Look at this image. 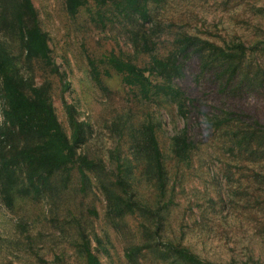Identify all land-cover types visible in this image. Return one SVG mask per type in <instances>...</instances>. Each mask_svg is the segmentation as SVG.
<instances>
[{
    "label": "rangeland",
    "instance_id": "rangeland-1",
    "mask_svg": "<svg viewBox=\"0 0 264 264\" xmlns=\"http://www.w3.org/2000/svg\"><path fill=\"white\" fill-rule=\"evenodd\" d=\"M32 1L41 27L48 34L51 55L70 87L64 92L60 76L42 63L21 62V73L36 85H49V97L68 137L72 129L64 99L74 106L77 119L86 125L78 153L102 161L109 172L116 171L118 153L122 163L128 158L135 160L130 140L123 138L120 131L123 122L136 126L145 119L159 122L164 163L170 185L175 184V203L162 211L164 235L217 264H264V183L258 184L254 177L255 172H264V160H232L223 144L226 138L221 136L225 137L226 127L215 129L205 122L213 114L229 112L245 120L258 117L264 126V82L251 92L239 87V76L231 85L218 76L220 69L202 70L197 55L182 59L184 76L175 83L194 105L186 120L163 97L157 102L142 101L113 70L111 76H103L105 90L96 85L91 77L90 58L101 60L115 53L132 57L137 65L146 67L150 56L136 53L127 27L121 22L114 19L103 27L91 21L92 17L97 18L95 0H89V5L73 18L67 14L64 0ZM102 14L104 18H116L106 9H102ZM152 16L165 27V34L159 39L161 57L172 49L174 34L180 33L219 46L231 42L252 46L264 40V0H165L152 6ZM13 48L17 54V46ZM241 64L251 69L250 77L258 76L256 84L260 85L264 79V49L250 52ZM99 65L103 70L107 68ZM2 111L0 100V126ZM184 128L195 143L190 168L179 164L170 150L171 138ZM132 171L136 183L142 182L140 193H146L140 171L135 166ZM228 171L233 173L232 183L225 178ZM89 174L92 191L88 195L78 192L79 176L75 170L72 183L60 195L38 200L17 198L10 209L0 198V264H83L72 244L79 228L89 235L102 264H130L124 251L143 240L144 219L140 215L120 220L108 218L105 197L98 185L100 173ZM103 175L110 177L109 173ZM148 194L149 199L153 198L152 189ZM142 264L176 263L171 259L158 262L148 253Z\"/></svg>",
    "mask_w": 264,
    "mask_h": 264
},
{
    "label": "trees",
    "instance_id": "trees-1",
    "mask_svg": "<svg viewBox=\"0 0 264 264\" xmlns=\"http://www.w3.org/2000/svg\"><path fill=\"white\" fill-rule=\"evenodd\" d=\"M165 0H95L96 25L107 26V21L117 20L126 25L135 51L150 56L149 66L140 67L132 57L110 53L104 59H89L91 77L96 85L105 90L103 76L110 71L122 77L123 84L135 92L142 101L151 102L167 99L177 108L178 114L188 119L193 112L192 100L176 85L175 80L184 76V62L191 55H197L202 70L215 67L218 76L234 84L240 77L239 87L251 92L256 90L258 76H249L251 69L242 62L250 52L264 49V40L247 46L243 42H231L219 46L189 34H174L172 49L165 57L159 55V39L165 34V27L154 21L152 6ZM66 12L75 17L89 5V0H64ZM102 9L116 18H104ZM14 45H11V44ZM14 46L18 52L15 54ZM49 45L48 34L42 29L38 11L32 0H0V100L3 103V123L0 126V198L7 208H12L17 198L38 200L43 196L64 193L73 180L75 170L79 176L78 192L92 191L90 172H98V185L106 201V216L113 220L140 215L144 219L143 240L129 245L125 258L130 264H142L149 253L161 263L170 259L176 264H217L200 257L190 248L164 235V212L175 203V184L164 163L158 132L159 122L145 119L136 126L123 122L122 137L130 140L134 158L122 163L120 153L116 155V171L109 172L102 161L96 162L78 148L85 136V123L76 117V109L64 99V105L72 129L71 137L64 132L49 97V85H36L31 78L21 73L20 63L33 65L42 63L51 73L59 75L63 91L70 87L64 74L59 72ZM107 67L103 70L101 66ZM244 68V69H241ZM231 84V85H232ZM237 87H238V83ZM255 85V86H254ZM249 117V116H245ZM236 116L229 112L213 114L205 122L215 129L225 128L222 138L224 147L232 160L245 157L250 162L264 160V126L259 118ZM173 158L186 167H191L195 143L186 128L171 138ZM119 151V150H118ZM117 151V152H118ZM244 158V159H245ZM135 161V162H134ZM177 163V164H178ZM133 166L140 171L147 186L146 193L138 189L142 182ZM228 169L231 168L227 165ZM104 170H106L104 172ZM109 173L110 177L103 175ZM258 184L264 183V172L254 173ZM227 181L232 183L233 173L226 172ZM262 188V187H261ZM153 191V198L148 193ZM96 216V211L90 212ZM148 222V224H146ZM75 252L83 264H102L95 253L89 235L79 228L73 242ZM47 264L46 261H42ZM230 262L228 264H234ZM224 264V263H222Z\"/></svg>",
    "mask_w": 264,
    "mask_h": 264
}]
</instances>
